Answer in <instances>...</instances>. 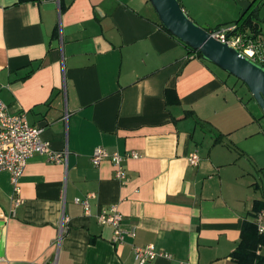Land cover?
I'll use <instances>...</instances> for the list:
<instances>
[{"label": "crops", "instance_id": "crops-1", "mask_svg": "<svg viewBox=\"0 0 264 264\" xmlns=\"http://www.w3.org/2000/svg\"><path fill=\"white\" fill-rule=\"evenodd\" d=\"M179 2L191 19H217L210 30L257 3L258 31L244 32L264 55V0ZM149 3L0 0V97L52 149L68 150L66 164L30 157L14 215L0 171V264H138L133 246L151 243L171 257L144 264H236L242 226L264 202V116L247 87L189 53ZM96 147L137 153L123 161L125 182L109 159L92 164ZM77 197H88L89 214ZM112 205L120 244L96 218Z\"/></svg>", "mask_w": 264, "mask_h": 264}, {"label": "built area", "instance_id": "built-area-1", "mask_svg": "<svg viewBox=\"0 0 264 264\" xmlns=\"http://www.w3.org/2000/svg\"><path fill=\"white\" fill-rule=\"evenodd\" d=\"M209 33L213 38L237 49L248 59L264 65V55L259 52L258 41L237 28L235 23L222 25L214 30L209 29ZM40 132L41 127L32 125L28 121L25 111L10 113L6 103L0 97V171H6L9 174V181L12 186V206L10 209L12 215L15 214L16 208L23 203V199L20 196V177L30 157L34 154H42L51 161L66 164L68 150L66 148L62 150L52 149L48 141L41 139ZM136 157L137 153L135 151L120 154L117 151L109 152L104 148L96 147L91 154V162L96 166L102 160L109 159L115 167V177L119 181L125 182L127 175L123 161L126 158ZM187 159L190 165L196 166L199 162V155L196 151H193L188 155ZM75 201L83 206L86 214H89L88 197H77ZM96 218L98 222L112 226L111 242L113 244H120L124 241L126 231L120 226L122 214L114 205L100 211ZM66 220L67 217L63 215L59 224L57 240L66 231ZM254 224L257 231L260 234H264V202L254 213ZM131 234L133 235L134 233L131 232ZM259 247L260 245L256 253H259ZM133 255L138 264H144L159 256L171 257L169 252L156 248L152 243L144 246L134 245ZM47 264H56V259ZM181 264L190 263L181 261Z\"/></svg>", "mask_w": 264, "mask_h": 264}, {"label": "water", "instance_id": "water-1", "mask_svg": "<svg viewBox=\"0 0 264 264\" xmlns=\"http://www.w3.org/2000/svg\"><path fill=\"white\" fill-rule=\"evenodd\" d=\"M159 23L173 36L194 50L203 59L242 81L264 115V66L240 51L213 38L209 26L198 25L181 7L179 0H148ZM259 19V18H258Z\"/></svg>", "mask_w": 264, "mask_h": 264}, {"label": "trees", "instance_id": "trees-1", "mask_svg": "<svg viewBox=\"0 0 264 264\" xmlns=\"http://www.w3.org/2000/svg\"><path fill=\"white\" fill-rule=\"evenodd\" d=\"M256 17V12L254 10H249L242 14L233 23H235L237 25V28H239L240 30L245 31V29L249 28L251 32L256 33L258 31ZM159 25L164 30H166L160 23ZM211 28L212 27L209 26V29ZM166 31L169 32L168 30ZM185 46L189 49V53H195L198 57L203 58L198 50H194L186 44ZM216 141H218V139H215V142ZM259 208L260 207H257L255 211H257ZM259 245H264V234H260L257 231L256 226L253 222L246 221L243 224L240 232L239 243L231 253V256L235 260L236 264H264V255L256 253Z\"/></svg>", "mask_w": 264, "mask_h": 264}, {"label": "rangeland", "instance_id": "rangeland-1", "mask_svg": "<svg viewBox=\"0 0 264 264\" xmlns=\"http://www.w3.org/2000/svg\"><path fill=\"white\" fill-rule=\"evenodd\" d=\"M149 5H150V3H149ZM261 5H262V4H261ZM150 6H151V5H150ZM151 7H152V6H151ZM249 8H250L249 10H254V11L257 12V13L260 12V14L263 12V8H260L261 10L258 11L257 3L252 4V6L249 7ZM152 9H153V8H152ZM185 13H186V12H185ZM186 14H187V13H186ZM187 16H188V15H187ZM188 17H189V16H188ZM189 18H190V17H189ZM191 20H192L193 22H195L196 24H198V25L212 26V25H213L212 21L217 20V19H191ZM204 22H206V23H204ZM259 64H261V63H259ZM232 77H234V76H232ZM234 79H237V78L234 77ZM238 81H239V84H238L239 86H238L237 89H239V87H241L243 90H245L246 85H245L243 82H241L239 79H238ZM251 103L254 105V107L256 106V108L259 109L260 113L262 112L261 109L258 107L257 103L254 102L253 98H252V100H250V104H251Z\"/></svg>", "mask_w": 264, "mask_h": 264}]
</instances>
